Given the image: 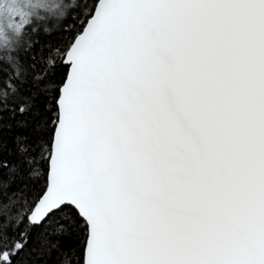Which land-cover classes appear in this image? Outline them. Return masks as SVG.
Wrapping results in <instances>:
<instances>
[{
    "label": "snow or ice",
    "instance_id": "1",
    "mask_svg": "<svg viewBox=\"0 0 264 264\" xmlns=\"http://www.w3.org/2000/svg\"><path fill=\"white\" fill-rule=\"evenodd\" d=\"M0 264H264V0H0Z\"/></svg>",
    "mask_w": 264,
    "mask_h": 264
}]
</instances>
